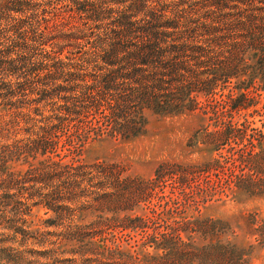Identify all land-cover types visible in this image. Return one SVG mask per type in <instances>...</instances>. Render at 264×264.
Listing matches in <instances>:
<instances>
[{
    "label": "trees",
    "instance_id": "obj_1",
    "mask_svg": "<svg viewBox=\"0 0 264 264\" xmlns=\"http://www.w3.org/2000/svg\"><path fill=\"white\" fill-rule=\"evenodd\" d=\"M58 3L34 17L39 0H0V184L14 190L1 200L0 216L20 223L15 231L28 243L36 238L28 212L13 207L30 197L15 199L18 184L47 182L54 168H84L79 156L88 142L139 136L149 112L187 115L214 122L201 143L219 150L217 157L164 162L147 181L126 176L120 164L94 163L112 180L104 197L117 211L91 221L104 227L99 235L65 233L72 248L64 252L84 264H250L251 248L241 250L231 221L195 212L222 196L264 195V142L247 138L237 119L264 93V0ZM29 11L33 28L26 30ZM7 78L12 81L5 90ZM55 98V110L33 115ZM33 121L34 133L21 126ZM25 132L30 136L18 137ZM14 161L29 168L7 166ZM162 181L170 187L163 204L142 206L147 191ZM249 230L264 240V224Z\"/></svg>",
    "mask_w": 264,
    "mask_h": 264
},
{
    "label": "rangeland",
    "instance_id": "obj_2",
    "mask_svg": "<svg viewBox=\"0 0 264 264\" xmlns=\"http://www.w3.org/2000/svg\"><path fill=\"white\" fill-rule=\"evenodd\" d=\"M58 1L39 0L43 4L32 7L34 17L42 16L44 7L51 8ZM31 12L25 13L26 30L33 28V18L29 17ZM0 31H4L1 26ZM11 81L9 78L4 80L5 90L11 86ZM258 99L259 102L255 104L250 102L242 107L237 119L241 122V129L246 128L247 138L255 136L264 142L261 136V132L264 133V93ZM51 101L50 106L42 104L32 109L33 115L41 118V114L47 115L50 109L55 110L57 99ZM147 115L146 131L139 136L124 140L88 142L79 156L81 160L79 164L84 168H54L50 172L55 176L47 182L35 180L18 184L15 199L24 200L25 196H29L30 200L27 205L16 204L13 208L28 212L25 215L27 225L30 226L28 229L36 238H30L28 243L24 242L23 234L15 231L21 224L10 217L0 216V264H84L79 256L64 252L72 246L66 245L63 235L75 230L97 232L99 235L105 230L104 227L94 226L91 221L101 215L112 216L117 211L116 207L106 204L108 198L104 197L106 192L111 191L109 186L112 180L107 178L106 174L92 168L94 163L120 164L125 169L126 176L136 181H147L156 177V170L164 162L193 164L217 157L219 154V150H209L201 143L207 131L216 129L214 122H203L187 115L159 116L152 112ZM35 124V121L29 124L22 122L21 126L34 133L37 129ZM33 129L35 131H29ZM28 132L18 137L30 136ZM247 138L246 143L249 141ZM242 144L241 140V147ZM47 155H40L35 162L32 170L34 178L39 174V161L46 159ZM70 159L68 156L64 161ZM7 166L23 170L29 168L16 161L9 162ZM246 172L255 175V172ZM164 184V181L159 182L152 191H147L140 204L147 207L163 204L162 196L170 190V187H165ZM3 186L1 183L0 202L14 192ZM27 187L28 190H25ZM25 191H28V194H25ZM58 195H62L61 199L57 197ZM119 212L122 215L128 212H132L131 215L141 214V211ZM200 213L205 217L231 221L235 226L241 250L251 248L250 254L247 255L250 264H264V240L257 239V235L249 230L252 226L264 224V195L222 196L220 200L206 204L201 212H195L196 215ZM57 249L58 254H54ZM244 251L246 253V250Z\"/></svg>",
    "mask_w": 264,
    "mask_h": 264
}]
</instances>
